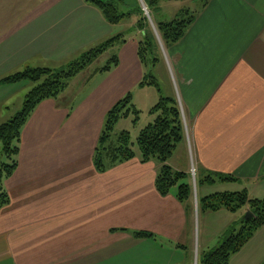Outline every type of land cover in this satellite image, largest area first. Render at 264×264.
Instances as JSON below:
<instances>
[{
    "label": "crops",
    "instance_id": "crops-1",
    "mask_svg": "<svg viewBox=\"0 0 264 264\" xmlns=\"http://www.w3.org/2000/svg\"><path fill=\"white\" fill-rule=\"evenodd\" d=\"M203 1L208 5L187 35L163 58L168 98L178 102L185 127L169 166L189 184L210 173L239 182L199 183L183 204L176 190L159 194L157 161L143 163L138 155L104 173L96 169L94 151L109 110L129 93L137 109L152 106L148 91H140L149 87L139 86L145 69L135 46L129 59L95 81L97 70L85 80L89 71L77 76L23 128L18 166L4 181L10 202L0 210V264H184L186 253L193 259L209 251L249 212L204 213L202 228L200 198L214 187L264 197V0ZM129 21L134 28L136 19ZM118 27L84 0H1L0 79L27 68H62L121 34ZM33 88L30 82L0 86L1 119ZM124 126L120 132H130ZM218 222L224 224L217 234ZM136 232L156 237L139 239ZM263 263L264 228L230 261Z\"/></svg>",
    "mask_w": 264,
    "mask_h": 264
},
{
    "label": "trees",
    "instance_id": "trees-1",
    "mask_svg": "<svg viewBox=\"0 0 264 264\" xmlns=\"http://www.w3.org/2000/svg\"><path fill=\"white\" fill-rule=\"evenodd\" d=\"M133 1L131 8L128 9L129 6L124 0H84L87 5L96 8L110 25H120L125 20L136 19L135 29L144 32V40L138 43V58L145 70L154 69L162 60L160 47L142 5L138 0ZM163 1L167 0H143L150 11L152 20V12L157 10ZM207 4L205 1L203 8ZM198 14V11L182 10L175 19L154 24L166 49L175 47L184 39ZM148 28L150 33L146 31ZM127 42L125 34H118L62 68H27L0 79V86L16 85L22 82H30L34 85V88L25 96L21 111L7 122L0 124V144L2 156L5 158V161H0V210L10 202L4 188V181L15 172L18 166L22 130L38 106L46 100L58 99L77 76L84 73L107 52ZM118 65L119 58L113 54L107 64L96 73H108ZM139 86L153 87L160 92L155 75L145 73ZM150 112L155 116V120L140 132L137 138L140 150L138 154L133 149L131 133L122 131L117 134L116 127L122 120L131 116H134L133 125H137L140 111L135 107L130 93L116 103L106 115L104 127L94 151V165L99 172L104 173L109 168L132 160L138 155L143 163L157 161L162 165L156 179L159 194L168 196L177 188V199L183 204H188L192 198V186L188 182V176L169 166L184 139L185 127L179 104L174 98L161 96ZM238 182L239 180L231 175L210 173L200 184L211 186ZM198 208L203 214L217 213L222 210L236 213L248 209L253 215L249 220L244 219L230 227L226 231L227 237L222 244L215 250L203 252L198 258V264H230L232 257L240 253L264 228V197H252L246 189L202 197L198 200ZM134 235L139 239H155L156 237L149 232H136Z\"/></svg>",
    "mask_w": 264,
    "mask_h": 264
},
{
    "label": "rangeland",
    "instance_id": "rangeland-1",
    "mask_svg": "<svg viewBox=\"0 0 264 264\" xmlns=\"http://www.w3.org/2000/svg\"><path fill=\"white\" fill-rule=\"evenodd\" d=\"M28 1H33V0H28ZM124 1L126 2L127 6H129L128 9L131 8V5L134 2L133 0H124ZM138 2L141 5L143 3V6L145 8H147L146 5L144 4L143 0H138ZM203 5H204V1L203 0H167V1L161 2L160 6H158L157 10H154L152 12L153 20L151 18L150 11L148 9H147L148 12L146 14L144 13L146 18L150 20L149 26L151 27V30H152V33H153L154 37L156 36V38H157L158 45L160 47V54L162 55V60L158 64L159 65L158 66L159 67L158 70H154L152 68V69L145 70V73L146 74L155 75L156 78H157V76L159 75V73L161 72V69H162L163 75L161 74V76H158L159 78H157L158 83H159V87H160V92H158L153 87H150L149 90H140V91H148V94H149L148 97H150L151 100H152V106L150 107L148 104H146V102L142 103V105L140 104V107L138 108V110L140 111L139 122H138L139 123V125H138L139 127L137 129L134 128L135 127L134 125L128 126V125H130L129 124L130 121H132L134 119V116H131L130 118L127 119V120L131 119V120H129V122H126V120H122L121 121V123H122L121 126L116 127V133L118 134L122 130V128L125 127L124 125L128 126V130H130V132L132 133L131 134V138H132V142L134 143L133 149L138 154H140V150H139V147L137 145L138 135H136V133L139 132L140 126L142 128L145 127V126H148L149 117H152V118L155 119V116L152 115L150 111L159 102L160 97L162 96L164 98H168V96H171L170 95L171 94L170 93L171 92L170 84H168V82L166 81L165 75H164V72H163V68H162L163 65H166V60L163 59V58H165V55L167 54L168 49H166L165 46L163 45V43H162V41L160 39V36L157 33V29H156L154 24H157L158 22H169V21L173 20V19H175L177 14H179L182 10H190L192 12H196V11L200 10V8L202 10L203 9ZM29 6H30L29 10H30V13H31L33 8L35 7V4H30ZM148 30H149V28L146 31L148 33H150V31H148ZM117 32H119L121 34H125V36L129 40L128 43L120 45L119 47H117V48H115L113 50H110L105 55H103L101 58H99L96 62H94V64L91 65L86 70V72L89 71V73L85 74V72H84L85 75L83 74L84 76H82V78H81L82 80H85L87 75L94 74L95 70H98V69L104 67L107 64V62L110 60V57L113 54H115L120 60L123 59V58H124V60L125 59H129V51H130V49H134L135 46H138L137 44L139 42H142L144 40V32H142V31L139 32V31H137L135 29V27L133 28V25H132V23L129 20H125L124 22H122L119 25ZM123 49H124V51H123ZM82 55H80L79 57H81ZM126 63H130V61H128ZM94 75H96V74H94ZM99 76H100V74H98L97 77L95 76V78H93V80L95 81L96 79H98ZM4 77H2V78H4ZM92 83H95V82H92ZM142 89H146V88H142ZM137 91H139V90L134 89V97L136 98V100H137V95H138V93H136ZM141 96L143 97V94ZM22 102L20 103V105L19 104H15L13 106V108H12L13 113L11 111V113L8 115V114H6L4 112L3 115L9 116L8 118H12L13 116H15V114H16V112L18 110L21 111ZM149 108H151V109H149ZM8 118L2 120L1 117H0V119H1L0 120V124H2V122H7L6 120H9ZM0 161H5V158H3V156H2V146H1V144H0ZM199 180L200 179L197 178V177H196L195 181L192 178L190 179V185L192 186V190H193L194 194H195V190L197 188L198 189L200 188V186H199L200 181ZM229 189L232 190V189H234V187H229ZM174 190H177V188L174 189ZM223 190H224V188H222V187H214V188H212L210 190V193L211 194L222 193ZM198 213L199 214L197 215V225L200 224L201 227L204 228L205 225L207 224L206 223L207 222L206 216L203 215V213L200 210H198ZM222 224H224V223L223 222H218V223L215 224L217 230L214 228L215 225H212L213 226V232H216L218 234V231L222 230L221 229ZM226 237H227V232L224 231L223 233H221L219 235L218 238H216L214 240L213 245H211V249H208V250L212 251V250H215L216 248H218L222 244V242L224 241V239ZM202 254H203V251L200 253V255H195L194 258L192 259L191 255H190V252L186 253L185 256H184L185 257L184 259L186 260V263H184V264H198V258Z\"/></svg>",
    "mask_w": 264,
    "mask_h": 264
},
{
    "label": "built area",
    "instance_id": "built-area-1",
    "mask_svg": "<svg viewBox=\"0 0 264 264\" xmlns=\"http://www.w3.org/2000/svg\"><path fill=\"white\" fill-rule=\"evenodd\" d=\"M142 7H143V10H144V13L146 14V13L148 12V10H147V8H145V7L143 6V3H142ZM192 174H193V177H195V174H196L195 169L192 170Z\"/></svg>",
    "mask_w": 264,
    "mask_h": 264
},
{
    "label": "water",
    "instance_id": "water-1",
    "mask_svg": "<svg viewBox=\"0 0 264 264\" xmlns=\"http://www.w3.org/2000/svg\"><path fill=\"white\" fill-rule=\"evenodd\" d=\"M252 217H253L252 213H251V212H248V213L246 214V216L244 217V219H245V220H249V219L252 218Z\"/></svg>",
    "mask_w": 264,
    "mask_h": 264
},
{
    "label": "bare ground",
    "instance_id": "bare-ground-1",
    "mask_svg": "<svg viewBox=\"0 0 264 264\" xmlns=\"http://www.w3.org/2000/svg\"><path fill=\"white\" fill-rule=\"evenodd\" d=\"M152 22V21H151Z\"/></svg>",
    "mask_w": 264,
    "mask_h": 264
}]
</instances>
